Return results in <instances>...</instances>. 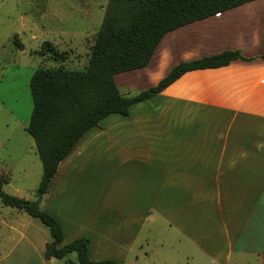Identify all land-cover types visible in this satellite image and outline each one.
Listing matches in <instances>:
<instances>
[{
  "label": "crops",
  "instance_id": "crops-1",
  "mask_svg": "<svg viewBox=\"0 0 264 264\" xmlns=\"http://www.w3.org/2000/svg\"><path fill=\"white\" fill-rule=\"evenodd\" d=\"M202 23L199 44L176 48L178 60L150 71L170 34ZM170 34L148 67L132 71L145 72L134 81L143 87L135 90L156 86L181 62L227 51H240L248 61L189 72L160 95L132 106L129 116L106 117L61 162L42 199L43 209L61 223L63 247L83 234L77 217H89L94 235L107 240L123 204L133 232L140 231L150 214L178 225L182 214L190 221L202 207L210 223L216 216L228 220L233 253L256 254L264 264V0ZM130 72L116 75L120 90L118 78ZM23 168L12 161L0 167L6 185L26 180L30 171ZM122 183L123 198L117 191ZM20 187L11 194L29 200ZM13 210L10 220L0 214V230L7 228L10 235L2 245L8 243L7 249L0 245V264H53L56 259L45 258L46 245L53 241L50 229ZM97 238L89 239V256L101 261L104 254L91 253L102 243Z\"/></svg>",
  "mask_w": 264,
  "mask_h": 264
},
{
  "label": "rangeland",
  "instance_id": "rangeland-1",
  "mask_svg": "<svg viewBox=\"0 0 264 264\" xmlns=\"http://www.w3.org/2000/svg\"><path fill=\"white\" fill-rule=\"evenodd\" d=\"M109 1L0 0V167L12 161L30 171L26 180L16 178L4 187L8 194L12 195L15 187L23 186L20 188L25 187L30 201L38 200L36 191L43 175L42 161L33 137L27 133L34 111L31 80L35 72L40 67L71 70L89 67ZM204 24L170 34L153 59L150 71L178 60L176 48L199 44ZM46 43H51L57 53L48 52ZM144 73L131 71L121 75L118 78L121 92L129 97L140 93L135 89L143 87L137 79ZM124 189L123 183L118 184V195L122 198ZM123 208L107 240H103L104 235L100 238L94 235L89 217H77L81 237L102 241L100 246L91 248L93 257L97 252L105 255L103 260L121 264H259L256 254L233 253V238L228 232L232 227L228 220L221 221L222 216H216L210 223L202 207L195 210L196 215L190 221L182 214L178 225L168 222L166 217L150 214L136 232L130 231ZM213 208L217 212V207ZM12 211L13 208L3 206L0 201V214L10 220L8 214ZM1 230L2 246L4 240L10 241V235L7 228ZM8 246L6 243L2 248ZM53 264L79 262L77 255L72 254L66 259L54 260Z\"/></svg>",
  "mask_w": 264,
  "mask_h": 264
},
{
  "label": "trees",
  "instance_id": "trees-1",
  "mask_svg": "<svg viewBox=\"0 0 264 264\" xmlns=\"http://www.w3.org/2000/svg\"><path fill=\"white\" fill-rule=\"evenodd\" d=\"M252 1L256 0H110L89 67H40L35 72L31 80L34 111L27 133L36 143L43 165L36 191L38 200L8 194L4 189L7 179L0 173V201L5 207L39 219L50 229L53 241L46 245L47 260H63L76 254L79 264H121L114 260H91L87 238L59 247L64 240L63 227L41 208L61 162L87 132L112 114L129 116L132 106L160 95L189 72L219 69L234 61L248 60L240 51H227L181 62L156 86L133 97L121 92L116 75L148 67L168 34ZM46 46L48 52L57 53L51 43Z\"/></svg>",
  "mask_w": 264,
  "mask_h": 264
}]
</instances>
